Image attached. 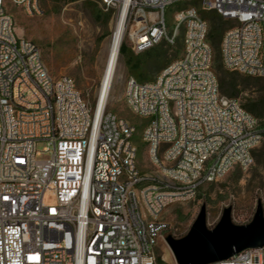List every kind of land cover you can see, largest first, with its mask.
I'll list each match as a JSON object with an SVG mask.
<instances>
[{"label": "built area", "instance_id": "2783aa9c", "mask_svg": "<svg viewBox=\"0 0 264 264\" xmlns=\"http://www.w3.org/2000/svg\"><path fill=\"white\" fill-rule=\"evenodd\" d=\"M99 2L125 13L122 42L137 55L183 37L179 58L152 81L129 78L125 90L146 120L151 168H139L136 126L109 110V91L89 104L16 34L7 4L33 9L36 0H0V264H161L162 213L255 163L259 119L222 93L200 8L234 23L221 41L224 67L264 80V0ZM177 3L188 4L170 27L166 10ZM210 264H264V247Z\"/></svg>", "mask_w": 264, "mask_h": 264}, {"label": "rangeland", "instance_id": "374dc122", "mask_svg": "<svg viewBox=\"0 0 264 264\" xmlns=\"http://www.w3.org/2000/svg\"><path fill=\"white\" fill-rule=\"evenodd\" d=\"M188 3H177L166 10L171 27L175 11ZM197 7H200L198 4ZM7 9L15 20V31L19 37L35 42L41 49L42 58L49 72L55 76L72 77L86 101L94 105L102 84V74L108 54V47L117 23V15L105 11L99 0H36V8L30 9L8 3ZM127 55L119 53L117 77L113 81L109 110L136 126L133 140L138 146V165L142 171L151 168L148 149L143 142V130L146 120L135 114L127 104L125 90L128 79H138L142 70L132 69L127 64L129 56L135 54L129 44ZM182 40L173 47L164 46L166 54L157 59L156 64L166 66L182 53ZM121 44V45H122ZM157 74H146L145 80L152 81ZM255 92L243 91L238 99L241 104L249 102ZM45 143H38L37 149L44 151ZM258 156L249 169L234 168L218 182L205 184L194 201L170 205L160 219L167 227L157 247L161 264H176L164 238L185 236L193 225L203 204L207 207V224L213 228L227 207L232 208V220L236 224L249 223L256 211L258 201L264 209V138L256 147ZM49 153H43L38 159H48Z\"/></svg>", "mask_w": 264, "mask_h": 264}, {"label": "water", "instance_id": "95a60500", "mask_svg": "<svg viewBox=\"0 0 264 264\" xmlns=\"http://www.w3.org/2000/svg\"><path fill=\"white\" fill-rule=\"evenodd\" d=\"M177 264H210L232 258L247 250L264 247V209L259 200L252 220L236 224L232 208L224 209L219 222L210 228L207 224L206 204L201 209L189 232L175 238H164Z\"/></svg>", "mask_w": 264, "mask_h": 264}, {"label": "trees", "instance_id": "16d2710c", "mask_svg": "<svg viewBox=\"0 0 264 264\" xmlns=\"http://www.w3.org/2000/svg\"><path fill=\"white\" fill-rule=\"evenodd\" d=\"M198 4L200 3H193V5L195 6H198ZM200 13L203 18H205L209 23L208 40L214 50V70L217 74L222 93L226 96L238 99L239 94L243 91L251 90L252 92H255V96H253L249 102L243 104V107L259 119L260 131L264 138V80L257 77L246 76L235 71H230L224 67L221 58V41L226 30L232 27L234 23L230 20L225 19L216 11H206L200 8ZM179 40H182L181 44L183 45L182 36L178 38V41ZM164 46L166 45L160 44L143 53V56L140 55L135 60L132 55L128 57L126 62L132 67V69H143H141L142 71L138 73L137 80L145 82L146 74L150 72L157 74V77L172 61L179 58H175L166 66L157 65V59H160L166 54V51L163 48ZM129 50L130 49L127 44L123 43L121 45L120 53L123 55H127ZM253 153L255 156H258L255 150ZM159 261L161 262V259H159Z\"/></svg>", "mask_w": 264, "mask_h": 264}, {"label": "bare ground", "instance_id": "6f19581e", "mask_svg": "<svg viewBox=\"0 0 264 264\" xmlns=\"http://www.w3.org/2000/svg\"><path fill=\"white\" fill-rule=\"evenodd\" d=\"M124 31H125V13L118 17L117 23L114 28V32L112 34L109 43L105 68L102 74V84L98 94V97L100 96L101 103H103L108 91H109L108 100H110L111 98L110 93L112 90L113 81L117 77L118 59H119L121 44L124 37Z\"/></svg>", "mask_w": 264, "mask_h": 264}]
</instances>
